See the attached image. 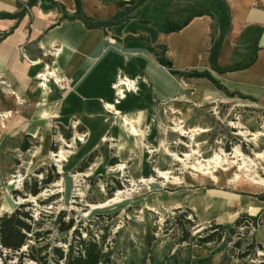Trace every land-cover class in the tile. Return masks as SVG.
I'll list each match as a JSON object with an SVG mask.
<instances>
[{
  "label": "crops",
  "instance_id": "obj_1",
  "mask_svg": "<svg viewBox=\"0 0 264 264\" xmlns=\"http://www.w3.org/2000/svg\"><path fill=\"white\" fill-rule=\"evenodd\" d=\"M223 1L231 13L225 31ZM131 9L123 22L105 28L90 29L80 19L107 22ZM0 14L12 16L0 18V98L10 106L5 116L12 108L15 116H27V104L33 105L29 116H149L168 103L186 115L188 104L222 102L226 92L264 106V0H0ZM166 27L169 33L161 31ZM219 38V69L255 60L242 70H213L209 57ZM148 45L165 47L176 71L208 73L221 89L207 78H175ZM172 209H189L198 220L210 216L217 225L260 218L253 239L264 247L262 192L216 191ZM211 246L185 244L175 255L176 246L155 262L231 264L225 247Z\"/></svg>",
  "mask_w": 264,
  "mask_h": 264
},
{
  "label": "rangeland",
  "instance_id": "obj_2",
  "mask_svg": "<svg viewBox=\"0 0 264 264\" xmlns=\"http://www.w3.org/2000/svg\"><path fill=\"white\" fill-rule=\"evenodd\" d=\"M66 85L60 84L61 90ZM188 105L186 115L168 103L149 116H29L33 105L27 104V116H15L14 108L5 116L10 106L0 98V214L31 203L27 210L35 218L43 216L44 230L50 231L46 238L66 248L60 240L71 241L72 233L60 235L55 221L67 212L65 220L74 219L83 238L98 240L107 233L106 247L113 249L116 264L166 258L179 238L173 224L166 223L177 216L172 208L179 201L208 200L216 191L264 193L259 184L264 183V106L229 96ZM61 127L72 130L70 140ZM27 137L32 145L24 153L20 145ZM93 153V163L79 172ZM54 167L58 182L37 197L20 195L25 181L42 180ZM113 179L123 189L109 198L106 187L115 185ZM210 218L197 219L193 236L201 237L206 229L215 232ZM232 238L222 246L229 263L238 262L237 239ZM5 256L0 251V264ZM262 256L258 252L250 263L259 264ZM7 263L20 264L16 257ZM23 264L36 263L25 259Z\"/></svg>",
  "mask_w": 264,
  "mask_h": 264
},
{
  "label": "trees",
  "instance_id": "obj_3",
  "mask_svg": "<svg viewBox=\"0 0 264 264\" xmlns=\"http://www.w3.org/2000/svg\"><path fill=\"white\" fill-rule=\"evenodd\" d=\"M222 8L223 16L220 21L222 31H225L229 27L231 13L229 7L224 1L222 2ZM133 10L134 9L126 10L122 13H119L113 19L107 22H96L84 16H80V19L90 29L105 28L120 24L128 17L129 12ZM0 18H12V16L0 14ZM161 31L169 33L171 30L166 27ZM220 44L221 38H219V40L214 43L210 53L209 61L213 70L219 71L221 73L242 70L248 68L255 60L254 57L248 64L233 66L223 70L219 69L217 66V58ZM147 47L148 50L153 53L157 62L165 67L175 78H207L215 83L219 89H221L218 83L213 80L208 73H183L176 71L173 68L171 62L166 57L165 47L152 48L149 45ZM226 93L229 97L238 96L243 100L256 102L255 99L243 96L239 93ZM61 128L65 133L64 137L67 140H70L72 137V130H66L64 127ZM31 145L32 144L29 141V137H27L20 145V150L25 153L30 149ZM94 155L95 153L90 155L81 163L79 172H85L90 167V165L93 163ZM116 161L117 160H114L113 163L115 164ZM41 173H44L43 170L40 171V174ZM60 178V174L56 172L54 167L52 169V173H47L42 180L34 178L30 182L25 181L24 191L20 193V195H31L33 197H37L44 189L58 182ZM113 182L115 185L112 188H109V186L106 187L108 189L109 198H112L116 191L123 189L122 183L119 180L113 179ZM31 207V203L22 204L11 214H0V251L2 255L4 252H7V256H5L3 259V264H8V258L12 260L14 257L18 258L20 264H23L25 259H29L36 264H116L113 259V249L106 247V241L108 238L106 232L103 233L102 236H99L98 240L92 238L91 236L89 237V235H86V237L83 238L81 230H79V227H77L75 224V220L70 219L69 221H66L65 219L67 217V212H61L55 221L58 233L60 235H68L69 233H72V240L70 241L68 238H63L60 241L66 245V248L56 247L53 246L52 240L46 238L50 231L44 230L43 216H40V218H35L31 210H27ZM175 213L177 215L176 217L169 218L166 221V223L173 224L175 227V233L179 235L177 242L174 244L175 247H182L185 244L207 245L214 243H218L220 248L222 246L227 247V244L233 241L232 236L235 235L237 228L241 226L244 220L250 219L254 222L257 221V218L243 216L233 225L214 224V226H212L213 231H215L214 233H211V230L206 229L203 235L198 238L192 234V229L199 225L196 224L197 218L194 213L189 209L175 210ZM189 216H193L194 220H189ZM145 240H147V237H145ZM246 241L247 240L245 239H239L235 241L233 248L237 251L236 257L238 263L232 262L231 264H252L250 262L251 260L256 259L258 252L264 253V247L260 244H257L253 238H251L250 241ZM147 245H149V243ZM49 250L51 251L49 252ZM178 251L179 250L176 251L175 255H177ZM10 254H13V257H8ZM152 264H156V262L152 261ZM259 264H264V256L261 257Z\"/></svg>",
  "mask_w": 264,
  "mask_h": 264
},
{
  "label": "built area",
  "instance_id": "obj_4",
  "mask_svg": "<svg viewBox=\"0 0 264 264\" xmlns=\"http://www.w3.org/2000/svg\"><path fill=\"white\" fill-rule=\"evenodd\" d=\"M263 225V222L260 218H257V221L254 222L250 219H246L243 221L241 226L237 228L235 237L237 240L239 239H245L247 241H250L251 238H253L254 233L257 229H259ZM236 240V241H237ZM234 263H238L234 261Z\"/></svg>",
  "mask_w": 264,
  "mask_h": 264
},
{
  "label": "bare ground",
  "instance_id": "obj_5",
  "mask_svg": "<svg viewBox=\"0 0 264 264\" xmlns=\"http://www.w3.org/2000/svg\"><path fill=\"white\" fill-rule=\"evenodd\" d=\"M260 184V187H263L264 186V183L263 182H261V183H259Z\"/></svg>",
  "mask_w": 264,
  "mask_h": 264
},
{
  "label": "water",
  "instance_id": "obj_6",
  "mask_svg": "<svg viewBox=\"0 0 264 264\" xmlns=\"http://www.w3.org/2000/svg\"><path fill=\"white\" fill-rule=\"evenodd\" d=\"M199 232H201L200 230H198V232L197 233H199Z\"/></svg>",
  "mask_w": 264,
  "mask_h": 264
}]
</instances>
